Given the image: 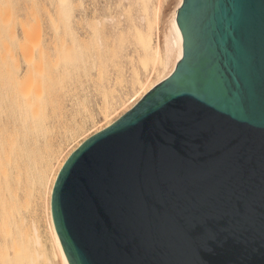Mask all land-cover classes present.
<instances>
[{
  "label": "water",
  "instance_id": "water-1",
  "mask_svg": "<svg viewBox=\"0 0 264 264\" xmlns=\"http://www.w3.org/2000/svg\"><path fill=\"white\" fill-rule=\"evenodd\" d=\"M172 74L68 157V264H264V0H181Z\"/></svg>",
  "mask_w": 264,
  "mask_h": 264
},
{
  "label": "rangeland",
  "instance_id": "rangeland-1",
  "mask_svg": "<svg viewBox=\"0 0 264 264\" xmlns=\"http://www.w3.org/2000/svg\"><path fill=\"white\" fill-rule=\"evenodd\" d=\"M171 2L149 0L144 13L139 0H128L123 8L120 0H85L87 11L101 12L95 23L80 19L78 0H0V141L14 151L20 166L31 164L30 171L21 166L22 193L16 190L19 217L25 219L18 224L23 233L15 242L19 253L0 256V264H31L28 247L35 249L37 264L56 261L47 210L49 180L105 120L113 123L129 111L141 96L136 77L154 82L162 75L161 66L141 56L138 34L149 24L155 44ZM23 103L27 109L20 107ZM47 148L50 153H43ZM33 161L46 165L37 177Z\"/></svg>",
  "mask_w": 264,
  "mask_h": 264
},
{
  "label": "bare ground",
  "instance_id": "bare-ground-1",
  "mask_svg": "<svg viewBox=\"0 0 264 264\" xmlns=\"http://www.w3.org/2000/svg\"><path fill=\"white\" fill-rule=\"evenodd\" d=\"M91 1L93 2L94 0H91ZM127 1L128 0H120V3H123L122 4V8L125 7V2H127ZM180 2H181V0H172V2L170 3L169 7L167 8L166 14L168 15V19L166 20L167 22L163 25V27H161L162 29H161V32H160V36L157 37V40H156V43L155 44L153 43L152 32L150 30L151 28H150V25L149 24L147 26V29H146L145 33H139L138 34V37L140 39L139 40V46H140L139 49H140V52H141V56L143 58H150V59L153 60V62H154L155 65L161 66L162 67V75L156 81H154V82H151L149 79H146V80H144L142 82L139 79H137V77L135 76L136 77L135 79L137 80V83L140 85V89H141L140 94H141V96L134 103V105L145 94H147L153 87H155L157 84H159L163 80L167 79L172 74V72L174 71V69L176 67V64L180 60V57H181V38H180L179 32H178V30H177V28L175 26V23H174V20H175V12H176V10H177ZM98 3H97V5H98ZM148 3H149V0H139V5H141L142 10H143L144 13H146V9H147ZM78 5H79V17H80V19L82 21L83 20L85 21L86 19H94V17H97L98 20H99V18H101V17H98V15L101 13V12L98 13L100 10L97 12L98 14H96V11L94 10V8L93 9H90L89 11H87L88 8H86L85 0H78ZM97 5H95V6H97ZM89 8H91V7H89ZM123 10H125V8ZM154 10H155V17L157 18L158 7H156ZM141 19L144 20L145 19V15H143V17H141ZM95 20H97V19H94V21L93 20L92 21L95 22ZM95 23H98V21L95 22ZM82 29H84V27ZM157 29H159V28H157ZM12 88H13V86H11L10 90H12ZM20 97H21V99H24L25 96H24V94H20ZM20 107H23V109H27L28 108V105H27V103H23V105H20ZM27 113H24L23 116L27 115ZM105 116H107V115L105 114ZM111 124H112V122H110L109 120H105L102 128L100 130H98L96 133L102 131L103 129L107 128ZM81 144H79L63 160V162L55 170L56 172L52 174V177L49 180V184L47 183L48 184V187H47V190H48L47 191V195H48L47 196L48 197V199H47V210H48V213H49L48 216H49V220H50L51 236H52V240H53V242L55 244L54 246H55V249H56V258H57L56 261L53 260L54 261L53 264H68V261L66 259V256H65L64 252H63L62 246H61L60 241H59V238H58V236L56 234V231H55V228H54V224H53V220H52V214H51V195H52V190H53V187H54V183L56 181V178L58 176V173L61 170V168L63 167L64 163L66 162V160L68 159V157ZM49 149L47 148L46 149L47 151H44L43 153H45V152L48 153L50 151ZM13 152L14 151H12L11 149L6 148V147H3L2 146V141H0V256L1 257L2 256L3 257H5V256L6 257H9L10 255H14L16 253H19V250L15 246V242H17L18 240H22L21 238L23 237L22 236L23 233H21V229L19 228L20 225H18V224H22V222L25 220L23 218V221H22L21 220L22 218L20 219V217H19V205H18L19 199H17V195L16 194H18V193H16V190L21 185L20 183H21V180H22V174L24 173V170L27 167L26 170H29L30 171L29 167L31 166V164H30V161H29L28 164L21 165L24 168V170H23V168H21V166H20V162L14 159ZM45 157H47V156H45ZM39 158H37V159H39ZM31 159L33 160L34 158H31ZM31 159H28V160H31ZM35 159H36V157H35ZM41 159H44V158L42 157ZM35 161H37V160H35ZM39 161H41V160H39ZM33 163H32L33 164V168L36 171V174L35 173H33V174H35V176H36L37 173L40 172L41 168L45 165V163H44V165L42 167H41V164L42 163L40 164V162L39 163H37V162L35 163L33 161ZM22 164H23V162H22ZM47 165L49 166L48 163H47ZM45 169H46V167H45ZM44 170H42L43 173H44ZM44 174H41L42 175V178H43V175ZM29 175L31 176V174H29ZM25 177L27 178V175ZM36 179L38 180V178H36ZM38 182H40V181H38ZM33 187H34V183H33ZM21 188H22V186H21ZM23 188H24V186H23ZM19 190L20 189H18V191ZM26 191H28V189ZM20 192L21 191H19V193ZM19 195H21V194H19ZM20 214H22V212ZM22 217H24V216H22ZM23 223H25V222H23ZM27 238H25V239H27ZM36 238L37 237H35V239ZM35 239H33V240L35 241ZM36 240H37V242L39 241L38 239H36ZM27 241H29V240H27ZM32 244H33V241H32ZM35 244H37V243L35 242ZM29 246H31V245H29ZM28 248H27L26 252L29 253L28 256H29V258L31 257V259H32L31 260V264H37L36 263L37 260L32 255V252L35 249L34 250L33 249H30L31 251H29ZM33 253L35 255L36 254V251H34Z\"/></svg>",
  "mask_w": 264,
  "mask_h": 264
}]
</instances>
